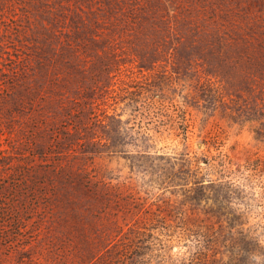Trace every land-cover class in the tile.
<instances>
[{"label":"rangeland","instance_id":"obj_1","mask_svg":"<svg viewBox=\"0 0 264 264\" xmlns=\"http://www.w3.org/2000/svg\"><path fill=\"white\" fill-rule=\"evenodd\" d=\"M222 3L264 24V0ZM42 16L34 0H0V65L32 50ZM197 61L141 66L125 53L99 99L104 123L86 109L74 164L100 193L82 217L59 221L60 264H264V95ZM97 206L114 225L111 243L98 238Z\"/></svg>","mask_w":264,"mask_h":264},{"label":"trees","instance_id":"obj_2","mask_svg":"<svg viewBox=\"0 0 264 264\" xmlns=\"http://www.w3.org/2000/svg\"><path fill=\"white\" fill-rule=\"evenodd\" d=\"M34 1L43 16L32 50L0 65V264H60L59 221L82 217L100 193V180L74 164L84 144L76 134L88 107L104 123L99 99L125 53L141 66L164 55L178 69L198 60L208 74H238L264 95V24L234 19L222 0ZM104 210L93 215L108 244L114 225Z\"/></svg>","mask_w":264,"mask_h":264}]
</instances>
